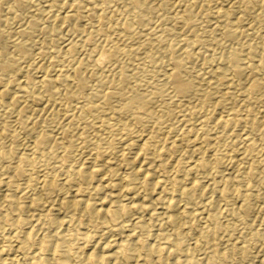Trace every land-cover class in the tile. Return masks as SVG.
I'll use <instances>...</instances> for the list:
<instances>
[{
  "label": "bare ground",
  "instance_id": "6f19581e",
  "mask_svg": "<svg viewBox=\"0 0 264 264\" xmlns=\"http://www.w3.org/2000/svg\"><path fill=\"white\" fill-rule=\"evenodd\" d=\"M0 264H264V0H0Z\"/></svg>",
  "mask_w": 264,
  "mask_h": 264
},
{
  "label": "rangeland",
  "instance_id": "374dc122",
  "mask_svg": "<svg viewBox=\"0 0 264 264\" xmlns=\"http://www.w3.org/2000/svg\"><path fill=\"white\" fill-rule=\"evenodd\" d=\"M24 228V227H23ZM172 255V256H171ZM175 256H173V254H170L169 256H167V259L169 260V261H173L175 258H174ZM173 258V259H172Z\"/></svg>",
  "mask_w": 264,
  "mask_h": 264
}]
</instances>
